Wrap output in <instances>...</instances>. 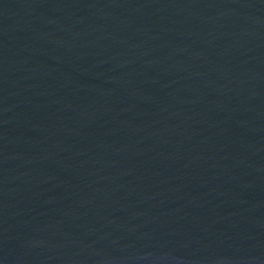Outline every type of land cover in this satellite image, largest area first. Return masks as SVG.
<instances>
[{
  "label": "water",
  "instance_id": "1",
  "mask_svg": "<svg viewBox=\"0 0 264 264\" xmlns=\"http://www.w3.org/2000/svg\"><path fill=\"white\" fill-rule=\"evenodd\" d=\"M0 264H264V0H0Z\"/></svg>",
  "mask_w": 264,
  "mask_h": 264
}]
</instances>
